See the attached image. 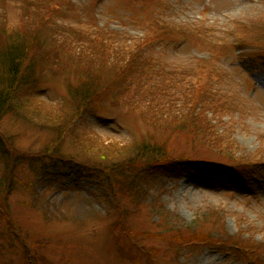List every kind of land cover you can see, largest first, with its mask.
I'll list each match as a JSON object with an SVG mask.
<instances>
[{
  "label": "rangeland",
  "instance_id": "rangeland-1",
  "mask_svg": "<svg viewBox=\"0 0 264 264\" xmlns=\"http://www.w3.org/2000/svg\"><path fill=\"white\" fill-rule=\"evenodd\" d=\"M40 8L55 9L57 39L71 34L76 51L105 38L123 51L149 36L153 42L138 50L140 65L130 72V86L121 85L120 98L102 99L96 108L86 110L75 134L67 136L60 149L48 119L69 108L63 100L73 75L46 69L34 89L37 99L27 106L34 118L9 114L0 119V143H9L16 160L15 177L6 181L12 186L6 205L13 229L0 223V264H26L25 245L32 258L40 255L35 264H136L118 252L111 239L120 209L128 212V227L134 231L128 239L158 250L153 261L142 256L141 264H246L220 243L183 253L168 249L153 236L165 227L159 225L153 207H164L173 221L183 225L212 215L204 224L216 231L217 238L226 237L218 230L222 229L236 244L248 237L264 246V67L260 63L264 56L255 55L264 51V0H0V46L8 42L7 31L22 29L30 20L42 21L36 15ZM31 14L35 17L29 19ZM117 61L115 57L113 62ZM207 81L208 94L224 102L219 132L231 135L239 160L262 168L252 189L220 178L223 171L219 174L197 165L194 170L159 174L147 201L134 203L124 196L116 201L97 179H76L47 159L46 148L66 157L75 155L74 136L93 155H111L136 141L159 140L176 157L187 153L197 161L229 164L232 159L215 146L210 151L205 143L190 142L188 132L151 126L138 110L123 104L134 95L163 97ZM178 94L182 98L181 91ZM212 113L209 110L211 118ZM213 121L217 122L216 116ZM4 169L0 159V178ZM123 179H127L124 174ZM2 188L0 183V197Z\"/></svg>",
  "mask_w": 264,
  "mask_h": 264
},
{
  "label": "trees",
  "instance_id": "trees-1",
  "mask_svg": "<svg viewBox=\"0 0 264 264\" xmlns=\"http://www.w3.org/2000/svg\"><path fill=\"white\" fill-rule=\"evenodd\" d=\"M54 10V8L49 10L40 8L36 11V15L39 14L42 21L37 23V21L30 20L27 23L28 26H24L25 29L22 27V29L16 28L6 32L8 42L0 46V119L9 114L24 116L29 121L34 118L27 106L33 102V99H37L34 89L40 86L41 73L46 69L57 74L73 75L74 80L68 84V92L63 100L68 103L69 108L60 109L57 115L48 119L50 120L48 128L55 132L56 144L59 142L58 148L60 149L64 139L75 134L77 122L86 110L96 108V105L102 103V99H108L111 96L116 99L120 98L121 85L130 86L128 84L132 77L130 72L133 69L136 71L137 66L140 65L141 53L138 50L153 42V38L147 37L129 51L115 48L114 42L107 38L105 41H92L88 43L90 47H83L82 51H76L73 40L70 41L74 38L71 34H68L69 41L68 39H57L58 24L52 21ZM34 17L35 15L31 14L29 19ZM239 40L242 38L239 37ZM257 54L264 56V51L255 53ZM115 57L118 59L117 62H113ZM260 63L264 67V60ZM210 87L209 81L199 82L191 86L185 85V91L179 89L178 93L181 91L182 98L177 92L164 94L162 91L163 97L143 93L141 98L135 95L128 97L123 104L138 110L151 126L179 133L188 132L190 142L195 145L205 143L210 151L215 146L221 155L232 159L229 164L197 161L187 153L180 158L176 157L170 153L167 143L159 140H154L153 143L146 140L136 141L129 149L124 147L111 155L99 156L89 154V149L80 143L78 137L73 136L72 143L78 148L75 155L66 157L59 151H51L49 148H46L47 151L44 152L49 154L47 159L60 164L62 169L75 176L76 179H97L106 189L108 196L116 201L121 196L129 198L134 203L147 201L153 187L157 184L159 174L167 171L194 170L197 165H203L208 170L219 174L223 171V176L221 175L220 178L229 182L235 180L241 189H252L253 182L260 179L259 173L262 168L258 169L256 162L249 163V161L239 160L237 148L230 139L231 135L219 132L220 109L224 102L218 99L216 102L214 100L216 97L208 94ZM210 97L212 99H209ZM183 101V108H180L179 103ZM209 110L213 112L212 118L209 117ZM214 116L217 122L213 121ZM42 121L37 123L42 124ZM222 142L226 146H222ZM0 159L5 168V174L0 178V183L3 185L0 197V207L3 206V209L0 208V223L9 226L12 230V217L6 205L12 186L6 181L14 176L12 170L16 160L12 158L9 143L6 141L4 145L2 141L0 143ZM201 162L204 164H200ZM123 174L126 180L123 179ZM132 174H134L133 178H131ZM18 182L21 181L18 180ZM220 182L223 183V181ZM153 208L158 214L159 225L165 226L162 231L154 233L153 236L163 240L168 249L183 253L185 250H191L200 245L220 243L228 246V252L245 260L246 264H264V246L253 240L254 238L248 240L249 238L246 237L243 243L236 244L230 237H227L228 234L223 233L225 230L218 229V227L217 229L222 232L221 236L226 237L217 238L216 231L204 224L210 221L212 215L206 214L197 219L194 225H183L173 221L172 215L164 210V207ZM161 210L164 211L161 212ZM127 214V211L120 209L117 222L112 226L115 234L111 239L114 241L115 248L117 247L118 252L123 256L133 258L136 264H141L142 256L153 261L157 249L148 246L142 248L137 240L128 239L133 236L134 231L128 227ZM213 222L216 223L215 220ZM220 227H223V224ZM25 247L26 264H35L34 260H39L40 255L36 254V258H32L29 247L26 245ZM259 249L263 254L258 251Z\"/></svg>",
  "mask_w": 264,
  "mask_h": 264
}]
</instances>
